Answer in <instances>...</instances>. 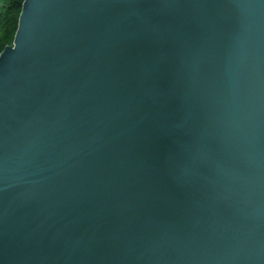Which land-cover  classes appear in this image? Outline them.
<instances>
[{
	"label": "water",
	"instance_id": "water-1",
	"mask_svg": "<svg viewBox=\"0 0 264 264\" xmlns=\"http://www.w3.org/2000/svg\"><path fill=\"white\" fill-rule=\"evenodd\" d=\"M0 264H264V0H24Z\"/></svg>",
	"mask_w": 264,
	"mask_h": 264
},
{
	"label": "trees",
	"instance_id": "trees-1",
	"mask_svg": "<svg viewBox=\"0 0 264 264\" xmlns=\"http://www.w3.org/2000/svg\"><path fill=\"white\" fill-rule=\"evenodd\" d=\"M24 0H0V53L13 44Z\"/></svg>",
	"mask_w": 264,
	"mask_h": 264
}]
</instances>
